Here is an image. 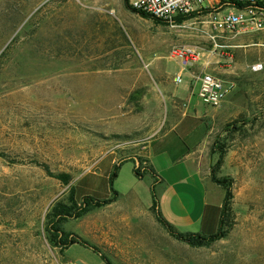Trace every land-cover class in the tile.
<instances>
[{
    "label": "rangeland",
    "instance_id": "1",
    "mask_svg": "<svg viewBox=\"0 0 264 264\" xmlns=\"http://www.w3.org/2000/svg\"><path fill=\"white\" fill-rule=\"evenodd\" d=\"M206 14L171 27L126 0H0V152L7 155L0 157V264H65L46 226L72 189L78 203L116 192L126 209L136 197L153 201L150 174L138 177L133 161L122 171L111 162L145 151L154 127L166 126L173 97H190L191 111H213L211 168L219 140L226 154L217 175L234 183L227 236L192 247L155 220L123 264H264V32L213 39L200 23ZM183 46L202 51L191 69L173 56ZM203 73L235 84L219 108L199 97L194 76ZM62 173L72 175L70 184L57 178ZM83 219L67 220L64 230L79 234ZM193 232L206 235L183 231Z\"/></svg>",
    "mask_w": 264,
    "mask_h": 264
},
{
    "label": "crops",
    "instance_id": "2",
    "mask_svg": "<svg viewBox=\"0 0 264 264\" xmlns=\"http://www.w3.org/2000/svg\"><path fill=\"white\" fill-rule=\"evenodd\" d=\"M200 75L194 76V81H199ZM189 100L190 97H173L166 126L161 132L154 127L156 135L147 142L145 151L130 156L128 160H124L128 157L113 158L111 164H118L122 171L130 161L138 167L137 157L146 158L142 159V165L158 175L155 193L159 195L167 222L182 233L199 230L213 235L219 227L226 195L225 188L211 178L210 144L214 115L210 109L206 112L191 111ZM149 180L154 183L156 179L150 176ZM134 195L137 196L136 193ZM122 196L123 193L118 192L112 203L82 217L86 224L81 234H75L73 229L65 230L97 247L113 264L128 261L132 248L143 243L144 232L155 220L158 221L152 211L153 201L144 205L136 197L126 209L118 205ZM197 199H201V206ZM134 201L141 207L135 206ZM64 253L65 264H77L78 261L82 264H108L101 254L80 244L71 245Z\"/></svg>",
    "mask_w": 264,
    "mask_h": 264
},
{
    "label": "built area",
    "instance_id": "3",
    "mask_svg": "<svg viewBox=\"0 0 264 264\" xmlns=\"http://www.w3.org/2000/svg\"><path fill=\"white\" fill-rule=\"evenodd\" d=\"M205 2L208 3L206 7ZM129 5L134 11L148 14L171 27L179 25V17L196 12L201 15L207 10L205 20L200 23L212 29L215 33L213 39L241 33L264 32V0H129ZM173 56L181 61L184 69H191L201 61L203 54L197 47L183 46L175 48ZM258 68L261 67H255L256 70ZM174 81L181 84L182 74H178ZM199 81V97L206 106L212 108L221 107L235 89L234 83L211 73L201 74Z\"/></svg>",
    "mask_w": 264,
    "mask_h": 264
},
{
    "label": "trees",
    "instance_id": "4",
    "mask_svg": "<svg viewBox=\"0 0 264 264\" xmlns=\"http://www.w3.org/2000/svg\"><path fill=\"white\" fill-rule=\"evenodd\" d=\"M126 6L134 11L130 5L129 0H126ZM207 12V10L203 11ZM139 13V12H137ZM141 16L149 19H153L150 15L145 13H139ZM198 12L193 13L189 16L179 17L177 18L178 24H182L186 20L192 19L196 16H198ZM156 22L162 23L159 20L153 19ZM235 129H239L238 126H235ZM211 152L213 154H219V159L217 160L216 164L211 168V178L212 180L221 185L226 190V195L222 207V213L221 218L219 222L218 230L213 235H202L200 233H182L176 230L173 226H171L165 219H163L157 209V200H156V193H155V185L158 182V175L156 172L147 167L142 165V159L140 157H137L140 165L135 168V174L143 178L146 174H150L153 176L156 180L154 182L153 186V206L152 210L155 213L158 221L166 228L168 233L173 236L175 239L184 242L192 247H207L212 245L213 243L217 242L218 240H221L227 236V230L225 229L229 225V220L231 218L232 214V201L234 198L233 194V179L229 177H222L219 178L217 175V172L220 170L221 166L223 165L226 150L223 145H221L219 140H216L213 147L211 148ZM7 155L5 153L0 152V157H6ZM130 157L124 159L128 160ZM119 167V165H116ZM115 166V167H116ZM117 177V173L115 172L111 177L110 180H113V178ZM57 178L62 181L65 185L70 184L72 181V175L69 173H62L60 175H57ZM118 196V193L116 192L115 195L111 198H107L104 200L100 199H94L93 197L84 195L82 197V200L80 203L77 202L75 199V189H72L68 202L59 201L57 202L53 208L51 209L50 213L48 214V222H47V232L50 236V242L53 246L60 248L61 250H65L69 248L73 244H80L82 246H85L87 248H90L96 253L101 254L103 259L108 264H113L104 254L101 253V251L86 241L85 239L81 238L80 236H77L72 233H68L64 230L63 224L72 218L79 219L86 215L88 212L95 210L97 208H100L102 206L108 205L112 203L115 198Z\"/></svg>",
    "mask_w": 264,
    "mask_h": 264
},
{
    "label": "water",
    "instance_id": "5",
    "mask_svg": "<svg viewBox=\"0 0 264 264\" xmlns=\"http://www.w3.org/2000/svg\"><path fill=\"white\" fill-rule=\"evenodd\" d=\"M77 264H82V263H80V262L78 261Z\"/></svg>",
    "mask_w": 264,
    "mask_h": 264
}]
</instances>
